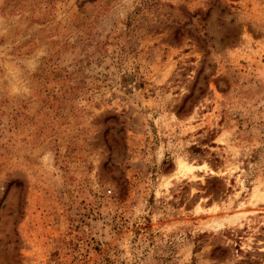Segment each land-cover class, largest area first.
<instances>
[{
  "label": "rangeland",
  "instance_id": "obj_1",
  "mask_svg": "<svg viewBox=\"0 0 264 264\" xmlns=\"http://www.w3.org/2000/svg\"><path fill=\"white\" fill-rule=\"evenodd\" d=\"M0 264H264V0H0Z\"/></svg>",
  "mask_w": 264,
  "mask_h": 264
},
{
  "label": "built area",
  "instance_id": "obj_2",
  "mask_svg": "<svg viewBox=\"0 0 264 264\" xmlns=\"http://www.w3.org/2000/svg\"><path fill=\"white\" fill-rule=\"evenodd\" d=\"M1 186H0V193H1ZM59 264H68L66 261H62L61 263H59Z\"/></svg>",
  "mask_w": 264,
  "mask_h": 264
}]
</instances>
